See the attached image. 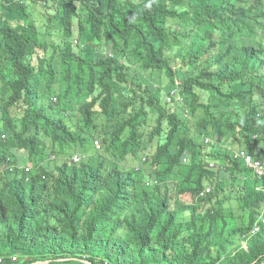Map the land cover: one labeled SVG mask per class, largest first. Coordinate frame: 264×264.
<instances>
[{"label":"trees","instance_id":"1","mask_svg":"<svg viewBox=\"0 0 264 264\" xmlns=\"http://www.w3.org/2000/svg\"><path fill=\"white\" fill-rule=\"evenodd\" d=\"M239 149L264 163V0H0V264L262 260Z\"/></svg>","mask_w":264,"mask_h":264},{"label":"clouds","instance_id":"2","mask_svg":"<svg viewBox=\"0 0 264 264\" xmlns=\"http://www.w3.org/2000/svg\"><path fill=\"white\" fill-rule=\"evenodd\" d=\"M74 42L76 43L77 41L74 40ZM174 99H180L177 88H173L170 93L166 96V102H172V100ZM57 98L53 97V101H56ZM2 137H4V135H2ZM99 144V145H97ZM93 145H94V151H98L101 149V142L98 139H95L93 141ZM242 152H244L246 155H250L253 161H259L261 163L262 169H263V173L262 174H258L256 172V170L253 167H250L247 162L245 161V157L242 155ZM81 155L78 153L73 154V156L71 157L73 162H78L80 160ZM233 157L236 159H240L245 167L248 170V175L244 177V179L246 178H252V179H259V180H264V163L260 158H255L250 152H248L247 150L244 149H239V150H235L233 151ZM146 160V157L142 158V162H144ZM143 166V165H142ZM210 167L214 166V163H210L209 164ZM226 166H229V163L226 161ZM21 169H24L25 172H28L30 170V167L23 164L21 167ZM2 171V168L0 167V173ZM143 185L149 186V185H155V186H160L163 185L162 183H160L158 180L153 179V178H149L146 182H142ZM257 189H262L264 190V188L262 186L258 187ZM210 192V186H206L205 189L203 191H201L200 196L205 195L206 193ZM264 206L262 208V212L259 216V218L254 222L253 227L251 230H249V232L245 235V241L250 238L253 234L257 233L260 230V224L259 221L261 220L264 223ZM245 244V242L243 243ZM17 257L16 256H12V261H16ZM42 262V261H40ZM45 263H48V261H43ZM85 263L90 264V262H87L86 260H84ZM36 263V262H35ZM43 263V264H45ZM252 264H264V259L253 262Z\"/></svg>","mask_w":264,"mask_h":264},{"label":"built area","instance_id":"3","mask_svg":"<svg viewBox=\"0 0 264 264\" xmlns=\"http://www.w3.org/2000/svg\"><path fill=\"white\" fill-rule=\"evenodd\" d=\"M99 145V144H97ZM242 155L245 157V161L250 167H253L258 174L263 173V169L261 166V163L259 161H253L250 155H246L244 152H242Z\"/></svg>","mask_w":264,"mask_h":264},{"label":"water","instance_id":"4","mask_svg":"<svg viewBox=\"0 0 264 264\" xmlns=\"http://www.w3.org/2000/svg\"><path fill=\"white\" fill-rule=\"evenodd\" d=\"M45 262H36V263H32V264H43Z\"/></svg>","mask_w":264,"mask_h":264},{"label":"rangeland","instance_id":"5","mask_svg":"<svg viewBox=\"0 0 264 264\" xmlns=\"http://www.w3.org/2000/svg\"><path fill=\"white\" fill-rule=\"evenodd\" d=\"M16 15V14H15ZM191 25V24H190ZM23 261V260H22Z\"/></svg>","mask_w":264,"mask_h":264}]
</instances>
